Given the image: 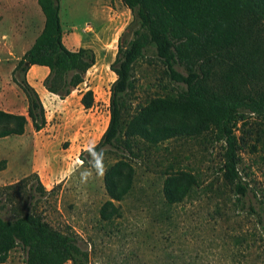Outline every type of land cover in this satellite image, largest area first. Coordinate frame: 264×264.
<instances>
[{
  "label": "rangeland",
  "instance_id": "374dc122",
  "mask_svg": "<svg viewBox=\"0 0 264 264\" xmlns=\"http://www.w3.org/2000/svg\"><path fill=\"white\" fill-rule=\"evenodd\" d=\"M59 2L64 45L72 50L90 47L96 54L84 82L94 91V109L102 115L101 132L110 114L111 85L116 79L110 65L121 34L126 32L124 42L132 38V31L127 30L132 13L121 0ZM44 19L37 0H0V109L27 114L28 99L13 79V69L40 33ZM133 79L125 116L139 103L172 89L151 50L135 63ZM67 116L65 111L54 116L43 132L49 140L46 149L55 156L53 166L64 167L67 162L69 169L51 181L39 176L48 191L44 195L37 189V173L32 170L37 162L36 145L29 140L17 154L10 148L18 143L15 138L0 143V165L4 167L0 168L1 217L12 219L27 210L43 214L55 228L78 234L89 252V264H264L263 116L249 114L237 129L242 139L239 170L250 186L242 200L220 170L225 144L215 140L212 132L157 146L141 141L134 147L137 156L107 149L83 162L79 148L97 140L72 144L68 132L76 128L67 125ZM28 128L33 135L31 120ZM124 157L135 167L134 183L130 193L116 202L121 216L105 221L100 210L109 195L104 176L96 177L97 165L102 160L107 170ZM170 165L198 176L191 194L174 205L164 197L165 171ZM24 258L23 249L17 247L3 264H26Z\"/></svg>",
  "mask_w": 264,
  "mask_h": 264
},
{
  "label": "trees",
  "instance_id": "16d2710c",
  "mask_svg": "<svg viewBox=\"0 0 264 264\" xmlns=\"http://www.w3.org/2000/svg\"><path fill=\"white\" fill-rule=\"evenodd\" d=\"M37 1L45 17L43 28L13 69V79L28 99L27 114L0 109V139L24 134L30 120L35 131L46 126L45 106L27 78L32 65L47 66L50 72L44 85L65 98L96 63L92 48L72 50L64 45L59 0ZM121 1L132 13L127 26L132 38L124 42L126 32L121 34L110 65L116 79L111 85L108 126L95 145L80 153V159L88 162L107 149L137 156L134 147L141 141L157 146L212 132L215 140L225 144L220 170L242 200L250 186L239 170L242 139L237 129L249 114L264 117V0ZM150 50L161 62L172 89L139 103L125 116L126 96L134 88V65ZM94 101V91L88 89L81 102L91 108ZM1 163L5 165L6 160ZM165 174L164 197L169 205L183 202L198 185L192 170L170 165ZM35 176L37 189L46 194L39 175ZM134 177L135 167L125 157L106 170L109 199L100 210L103 220L121 216L116 202L130 193ZM17 247L23 249L26 264L90 261L76 232L61 231L43 214L30 210L12 219L0 216V264Z\"/></svg>",
  "mask_w": 264,
  "mask_h": 264
},
{
  "label": "crops",
  "instance_id": "0c3cea01",
  "mask_svg": "<svg viewBox=\"0 0 264 264\" xmlns=\"http://www.w3.org/2000/svg\"><path fill=\"white\" fill-rule=\"evenodd\" d=\"M34 40L31 42V44L34 42ZM31 44L27 47V49L31 46ZM26 50L23 52V54L26 52ZM90 70L91 69H89V71ZM49 72L50 69L47 66L32 65L27 73L28 81L38 91L42 99V102L45 106L46 118H47L46 126L40 131L34 130V133H32L33 135H31L29 133L31 132V129L28 128L29 125L28 123L24 134L12 135L1 138L0 143L11 142L10 140H14L12 138H15L16 140H18V143H14L10 145V148L14 149L15 153L20 154L23 152L22 150H24L23 145H26V143H28L29 140L33 142V144H35L37 147V149L35 150V159H36L35 161L37 162H35L36 164L32 167V170L37 174H39L42 180L43 177H45V178H49L48 181H51V179L53 178L56 179L58 177V174L61 173V171H69L68 168L66 169L67 162H64V167L62 166L54 167L53 161L55 156L49 153L46 149L47 144H49V140L47 137L43 136V132L44 130H47L51 120L53 121L54 116L60 117V114L63 111H65V113L68 115L67 116L68 122L70 123H67V125L76 128L75 131L71 130L68 132V135H70V140L73 141L72 144H76V143L81 144L89 140L95 139V141L97 140L93 144L95 145L100 140L102 134L104 133V131L108 126L110 114L107 118V122L102 128V131L99 132L100 131L99 128H101L99 123L102 115L100 114V112L94 109V105L91 108H85L81 102L83 94L88 89H92V86H88L85 81L83 82L85 87L79 86L77 89L73 90L68 96H66L65 98H61L58 94L50 92L44 85V80L48 76ZM4 110L14 113L25 114L23 112H16L14 110H8V109H4ZM93 145L81 146L79 148L78 154L80 155V153L83 150H86V148ZM65 177L66 175H64L61 180H63ZM55 182L58 181L56 180Z\"/></svg>",
  "mask_w": 264,
  "mask_h": 264
},
{
  "label": "clouds",
  "instance_id": "9594fccd",
  "mask_svg": "<svg viewBox=\"0 0 264 264\" xmlns=\"http://www.w3.org/2000/svg\"><path fill=\"white\" fill-rule=\"evenodd\" d=\"M106 168L103 164V161H99L96 169V177H103L105 175Z\"/></svg>",
  "mask_w": 264,
  "mask_h": 264
}]
</instances>
